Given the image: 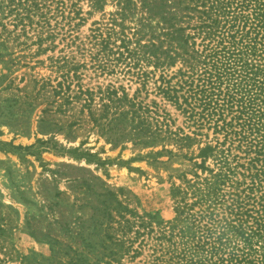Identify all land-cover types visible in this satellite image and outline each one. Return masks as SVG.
Returning <instances> with one entry per match:
<instances>
[{
    "label": "rangeland",
    "instance_id": "rangeland-1",
    "mask_svg": "<svg viewBox=\"0 0 264 264\" xmlns=\"http://www.w3.org/2000/svg\"><path fill=\"white\" fill-rule=\"evenodd\" d=\"M74 3L83 21L76 18L72 31L63 21L59 34L47 40L43 34L42 43L30 33L9 44L0 58V264H151L154 258L168 259L174 244L185 239L171 229L175 203L192 201L183 194L173 198L171 190L185 192L195 175L209 177L195 166L201 162L197 157L222 137L196 127L158 90L164 87L161 75L173 76L178 64L163 74L145 62L129 74L121 65L97 68L92 31L95 23L119 22V8L116 0H106L101 10L92 9V0ZM124 26L134 24L127 20ZM157 31L156 21L145 29L147 35L157 36ZM72 65L76 71L69 72ZM138 71L148 78L132 75ZM68 72L71 96L66 102V96L55 97L51 89L58 90L61 75ZM175 83L173 79L171 85ZM78 89L90 95L79 97ZM75 94L78 98L72 99ZM131 101L151 124L149 131L156 132V121H163L155 144L138 140L150 135L140 131V117L108 125L113 113L131 109ZM133 131L140 132L136 140L126 136ZM86 154L94 156L90 163ZM95 159L112 163L96 166ZM204 167L215 169L211 159ZM124 213L135 222L126 235L110 219L120 222ZM110 239H136L132 249L139 254L122 255L124 248Z\"/></svg>",
    "mask_w": 264,
    "mask_h": 264
},
{
    "label": "trees",
    "instance_id": "trees-1",
    "mask_svg": "<svg viewBox=\"0 0 264 264\" xmlns=\"http://www.w3.org/2000/svg\"><path fill=\"white\" fill-rule=\"evenodd\" d=\"M74 1L78 0H0V58L9 44L30 33L42 43L43 34L47 40L56 37V31L64 26L72 31L69 28L76 18L83 21ZM105 2L92 0V9L101 10ZM138 2L139 6L132 0H116L119 22L111 19V26L95 23L98 26L92 31V39L98 48L94 58L97 68L114 70L121 65L129 74L145 62L163 74L178 64L173 76L167 79L161 75L164 87L158 90L188 114L196 127H207L222 137L216 138L214 146L200 149L197 157L201 162L195 166L207 171L209 177L201 180L195 175L197 180L187 181L185 192L171 190L173 198L183 194L192 200L187 204L177 200L174 208L171 229H178L185 239L174 244L168 259L154 258L151 264H264V0ZM139 9L144 12L137 15ZM127 20L133 28L125 29ZM51 21H55L54 26ZM63 21L65 25L59 27ZM151 21H156L157 36L145 32ZM68 71H76V66L68 67ZM69 72L61 75L58 90L49 86L55 97L66 96V102L71 96ZM140 72L132 75L148 78ZM173 79L176 83L171 85ZM78 94L90 95L80 89ZM71 98L78 97L75 94ZM135 107L131 101V109L113 113L108 125L136 121L140 114ZM138 124L143 134L150 135L138 137L140 132L133 131L126 136L145 139L144 145L155 144L163 121H156L157 133L149 131L151 124L146 118ZM91 158L94 156L86 154L88 163ZM208 159L213 161L214 170L204 167ZM95 160L96 166L112 163ZM122 209L127 214L128 209ZM125 213L119 215L120 222L110 218L123 235L135 224ZM110 240L124 248L122 255L139 254L132 249L136 239Z\"/></svg>",
    "mask_w": 264,
    "mask_h": 264
}]
</instances>
